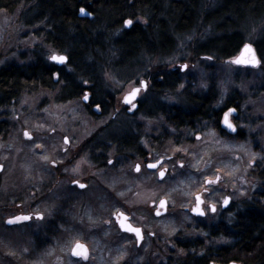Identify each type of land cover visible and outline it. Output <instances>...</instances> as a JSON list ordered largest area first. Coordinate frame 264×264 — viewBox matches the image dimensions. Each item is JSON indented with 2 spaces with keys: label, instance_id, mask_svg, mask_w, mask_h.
Segmentation results:
<instances>
[{
  "label": "rangeland",
  "instance_id": "1",
  "mask_svg": "<svg viewBox=\"0 0 264 264\" xmlns=\"http://www.w3.org/2000/svg\"><path fill=\"white\" fill-rule=\"evenodd\" d=\"M208 1L210 8L205 3L206 9L216 6L214 4L217 0ZM29 11L28 7L22 5L12 13L0 10V67L7 64L28 65L34 62L36 56L48 60L51 55L58 53L44 42L43 34L39 36L35 34L38 29L36 25L28 26L27 22L25 23L24 17L31 15L28 13ZM197 27L190 33L178 37L175 48L168 56L141 57L135 63L136 65L127 71L114 67V60L92 59L91 62L94 65L90 68L98 74L96 86L111 92L112 105L109 106L110 109H106V114L99 118L88 117L86 119L81 115L84 106L81 98L57 103L55 96L53 98L45 91L29 92L19 99V106L10 110L5 108V111L12 112L13 120L15 115L18 116L16 119L19 127L25 125L29 132L34 134V138L26 142L20 138V131L14 130L9 148L12 146L13 154L16 153L15 146H19L18 149L23 153L13 154V157L10 149L5 152L12 171H20L22 175L25 173L24 176H28L27 183L30 181V189L32 188L31 191L23 193V197L13 198L12 209H17L19 203L22 207H32V211L40 213L43 218L39 222L36 221L37 223L33 226L30 224L12 229L1 227L0 264H158L164 259V256L169 258L170 264H174L180 252L178 249L172 248V242L166 247L165 255L160 253L154 256L137 250L119 252V249L109 242L114 240L110 237L107 240L108 230L104 228V222L107 219L108 211L106 197L111 196L109 191L115 193L112 194V198L117 196L116 192L126 194L136 191L142 206L152 197L166 193L165 196L169 198L172 205L171 217L159 222L158 225L168 223L172 227L173 239L178 238L176 234H179V237L183 239H188L196 237L198 233L192 231L194 229L187 228L188 224H192V219L181 208L188 206L190 199L193 200L194 194L199 192L203 176L220 173L222 177L220 186L223 189L230 188L236 205L241 200L248 199L251 193L259 188L253 171L264 168V66L261 64L256 68L236 67L231 64L230 60H222L216 54L212 55L211 59L195 58L192 48L214 37L210 27L201 29ZM263 33L264 18L247 21L243 37L248 43H253L255 40H259ZM86 64L90 65V62ZM180 65H187L185 71H179ZM167 69L175 70V77L181 84L173 96H167V99H164L166 105L179 102L181 90L187 83L192 84L193 91L199 92H205L209 85H212L218 91V106L230 96L236 94L240 97L242 103L236 125L240 129L242 137L222 136L210 124L202 128L200 134L183 135L180 144L177 146L173 144L171 151L168 150L169 153L180 155L182 158L180 161L184 163L181 172L172 174V186L169 189L164 186H152L151 176L145 175L135 177L138 185H141L136 186V189L132 187L118 189L115 185L111 186L113 184L112 177L108 169L104 167L97 168L98 171L91 173L92 178L86 173L85 178L89 183L91 182V189L86 191V195L81 192L69 195V190H66L67 183H64L63 197L65 196V198L59 200L58 190L53 187L55 171L47 164L50 161L57 162L58 159L51 155L47 160L45 156L40 155L44 157L43 161V157L39 158L35 152L37 147L35 134L39 113L40 123L49 129H59L64 132L67 128L63 129V126L72 125L77 130L76 138H100L106 129L117 130L121 115L112 119L113 108L120 105L122 95L136 82L139 83L148 76L152 77V75H148L149 73L154 75L158 71ZM149 90L154 95V91H151V88ZM151 95L149 93L145 96L143 100L145 107L150 106ZM157 99L162 102V99ZM136 122L147 126V129L143 128L145 134L151 132L158 134L160 126L166 127L164 119L161 118L146 121L138 118ZM103 124H108V126L102 129ZM170 134L177 133L171 131ZM185 140L188 141L185 142ZM20 142L23 144L20 145ZM257 163L259 164L258 168L255 167ZM135 178L132 179L130 175L129 180ZM16 184L14 178L11 187L16 189ZM212 193L218 194L217 191ZM82 203L85 204V207ZM4 205H6L5 202L0 200V208H4ZM80 209H84L83 213L85 214L83 218L77 220L76 217L80 213ZM11 213L12 210H0V215L4 217ZM211 220L206 219L205 226L211 224L213 221ZM57 230L58 234H55ZM28 239L30 253L25 251L24 246V242ZM76 242L87 247L89 253L87 260L82 261L80 258L71 256V249ZM103 242L106 243V247ZM179 256L181 255L179 254Z\"/></svg>",
  "mask_w": 264,
  "mask_h": 264
},
{
  "label": "trees",
  "instance_id": "2",
  "mask_svg": "<svg viewBox=\"0 0 264 264\" xmlns=\"http://www.w3.org/2000/svg\"><path fill=\"white\" fill-rule=\"evenodd\" d=\"M205 3L210 8L208 0H0V10L8 13L20 5L30 9L32 17H24L25 23L36 25L35 34H43L51 49L67 57L68 69L41 58L10 70L4 67L0 69V91L4 92L0 100L7 103L25 91L48 89L60 90L56 102L75 100L85 89V81H98L97 72L90 68L94 65L92 59L114 60V67L127 71L141 57L168 56L176 39L197 25L199 29L210 27L214 37L193 47L194 57L209 59L216 54L231 61L248 43L243 37L247 21L264 18V0H217L211 9H206ZM79 8H85L93 18H79ZM125 20L133 21L129 28ZM249 44L264 66V33ZM148 75H152L155 97L150 105L180 109L168 120L174 129L199 133L211 117L210 108L218 102L217 89L211 87L203 93L193 91L192 84L187 83L179 102L166 105L164 99L173 96L181 82L174 72L170 75L166 70ZM99 100L103 102L105 98ZM253 172L259 188L236 205L231 222L223 218L219 233L203 228V241L179 245L178 250L187 252L179 264H264V168Z\"/></svg>",
  "mask_w": 264,
  "mask_h": 264
},
{
  "label": "flooded vegetation",
  "instance_id": "3",
  "mask_svg": "<svg viewBox=\"0 0 264 264\" xmlns=\"http://www.w3.org/2000/svg\"><path fill=\"white\" fill-rule=\"evenodd\" d=\"M38 60H40V58L36 56L34 62H37ZM47 61L57 67L65 68L66 63L58 66L51 62L50 58ZM13 66L15 65L7 64L0 67V69L7 67V69L10 70L11 68L13 69ZM65 70L68 69L65 68ZM173 71V69H170L171 73ZM141 81H144L146 89H141L138 93L137 100L133 102L134 104H137V107L132 109L130 105L126 106L122 102L123 96L130 92L133 87H140V84L136 82L122 95L120 105H116V107L113 108L114 114L112 119L114 117L116 118L117 116L120 117L121 115V120L118 124L117 130L109 129V131L106 129L107 131L105 130V132L102 134V137L100 138H76L75 132L77 130L72 125H69V127L63 126V129L67 128V130L64 132L62 131L63 133L59 129H49V127L44 126L43 123H40L39 113V122H37L35 134L37 138V145H39V147L35 148V152L38 154L39 158L45 156L48 160L51 155H54L58 159L57 162L50 161L49 163L47 162V164L55 171V182L53 187L57 188L58 190L59 200L60 198H65V196L63 197L65 192L64 183H67L66 190H69V195H74L79 192L86 195V191L91 189V182L89 183V181H87L85 178L87 175L86 173H88L92 178L91 173L93 174L94 171H98L97 168L101 169L104 167L108 169L112 177L113 184H111V186L115 185V187L118 189H121L120 187H132L136 189V186H141L140 184L138 185L137 179L135 178L139 175L151 176L152 186H164L167 189L172 186V174L174 172H181L182 168L184 167V163L180 161V159H182L180 158V155L169 153V151H171V145H179L181 142V137L183 135H188V132L175 130L174 126L168 121L170 119L171 113H177L180 109L176 110L152 105L148 107L144 106L143 100L145 96H147L149 93L152 94L150 104L155 101V97L149 90L153 85L151 77L148 76L145 80ZM86 82L87 83H83L85 89L78 97L81 98V101L84 105L82 108L83 113L81 115H83L86 119L88 117H93L96 119L99 118V116L106 114V109H110L109 106L112 105L110 100L111 92L107 91L106 88V91H104L97 87V81L92 82L89 80ZM211 87L213 86L209 85L208 88ZM96 88H98V90H96ZM27 93L29 92L25 91L16 97V99L10 100L7 103H3V101L0 100V200H3L6 204L4 205V208H0V210H12V213L6 217L0 215V230H2L1 227L12 229L15 227L29 226L30 224L33 226V224L35 225L37 223L36 221L39 222L43 218L40 213H34L32 211V207H22L19 203L17 204V209H12L13 198H18L19 196L23 197V193L31 191L32 188L30 189V181L27 183L28 176H24L25 173L22 175L20 171H12L10 164L7 162L5 152L10 149L9 151L12 154V146L11 148L9 147L10 141L12 139V132L14 130H17L18 132L20 131V138L26 142L31 141L32 138H34V134H31L27 129L28 127L25 125H20L21 127H19V123L16 119L18 116L15 115V119L13 120L12 117L14 118V116H12V112L10 111L9 113L8 111H5V108L10 110L15 106H19V99H21L24 95H27ZM45 93L49 96H53V98L54 96L55 98H58L61 92L60 90L48 89L45 91ZM85 93L88 94V100L86 102L83 99ZM3 96L4 92L0 91V98H3ZM100 96L105 98L103 102L99 100V98H101ZM214 98L216 99V96ZM232 98L236 99V101H233ZM241 103L242 101L240 97H238L236 94L230 96L219 106L216 103L215 107L213 106V108H210L209 114H211V117L208 122L202 124V128H204L207 124H210L212 128H219V134L222 136L241 138L242 133L236 125L240 114L238 112L241 109ZM97 105H99V107H97ZM229 108L235 109V111L229 115L230 121L237 130L235 135L227 134L220 127L221 117L225 112L228 111ZM138 118L143 121L161 118L164 119L166 127L160 126V133L158 134H153V132L145 134L146 132H144V129H147V126L137 123L136 121ZM107 126L108 124H103L101 128L105 129ZM171 131H174L177 134H170ZM25 132L29 134L30 138L25 137ZM186 141L188 140H185V142ZM19 144L22 145L23 143L20 142ZM18 148L19 146H15L16 153H13L14 155L20 152ZM44 160L45 159L43 157V161ZM109 161H112V163H109ZM156 161H160V164L157 165V168L150 169L147 167L148 163H155ZM137 164L140 165L139 171L136 170ZM160 171L165 172L163 178L159 177ZM130 175L132 176V179H135L129 180ZM14 178L17 182L16 189L11 187ZM206 179L216 180V183L210 185L205 184L204 182ZM202 180H200L202 182V187L199 189V192L194 194L193 200L190 199L188 206H183L181 208L185 214H188L191 217L192 224H188L187 228L194 229L192 231H196L198 233L196 237L183 239L182 237H179V234H176L178 238L173 239L171 234L172 227L168 223L158 225L160 224L159 222L167 220L171 217L170 210L172 205L169 198L165 196L166 193L158 197H152V199H149L148 202L142 206L139 202V199L137 198L138 194L135 193L136 191L126 194L123 192H116L117 196L112 198V194L115 193L108 190L111 196L106 197L108 211L107 219L104 222V228L108 230L107 240H109V237L110 239L114 240L113 242H109L113 243V245L119 249V252L122 253L137 250L139 252L149 253L151 255L157 256V254L160 253L165 255V253H167L166 247L171 242L172 248L178 249L179 245L189 241H203L204 236L200 234V230L203 228H206L208 231L213 229L219 233V225L223 218H229V221L231 222V219L235 217L236 200H234L233 195L230 193L229 187H224L225 189H223V187L220 186L222 184V177L220 173L206 174L203 176ZM73 181H76L77 183H73ZM201 182L199 183L200 186ZM26 183L28 184L27 187L25 186ZM81 184L84 185L83 188L79 186ZM21 185H24L25 187H22ZM219 186L222 190L221 193ZM205 189H207V191H205ZM214 191H217L218 194L216 195V193H212ZM196 194H200L201 199L203 200L201 207L205 212L204 216H195L191 214V209L195 205ZM226 197L228 198L229 203L223 207L222 204ZM161 200L166 202L165 206L162 208L158 207V204ZM209 204H214L216 206L215 212L210 210L208 207ZM83 206L85 207V204H83ZM83 211L84 209H80V213H78V216L76 217L77 220L83 218L85 214ZM157 211L160 212V215H156ZM121 214H123L122 216H124L126 223L141 230V238L139 241L136 234L127 231L126 227L124 229H120L118 227L117 221L120 219ZM17 216H28L29 219L27 221H21L12 225H8L6 223L8 220L16 218ZM206 219H212L213 221L211 220L212 223L208 226H205L204 221ZM55 234H58V230L55 231ZM9 238L11 240V234ZM103 244L104 247H106V243L103 242ZM24 246L26 248L25 251L30 253L31 250L29 248V239L24 242ZM179 252L181 256L178 254V259L174 261V264H179L181 262L182 256L184 257L187 255V252L183 253L180 250ZM158 264H170V260L164 256V259Z\"/></svg>",
  "mask_w": 264,
  "mask_h": 264
},
{
  "label": "snow or ice",
  "instance_id": "4",
  "mask_svg": "<svg viewBox=\"0 0 264 264\" xmlns=\"http://www.w3.org/2000/svg\"><path fill=\"white\" fill-rule=\"evenodd\" d=\"M80 12H81L82 15H90L91 14V13H87L86 10H85V8H81L80 9ZM132 23H133L132 20H125L124 21V25L126 27L127 26H130ZM245 50L248 51V52H251L252 51V49L250 48L249 45H245ZM50 59L52 61H55V62H58V63L63 64L65 62V60H66V57L63 56V55L53 54V55L50 56ZM209 59H211V58L209 57ZM233 63H236V64H241V63H243V64H252L254 66L255 64L258 63V61L256 60L255 56L253 55V57H252L251 60H248V59H243V60L237 59V60H234ZM186 68H187V65H180L179 71L180 72H183V71H185ZM85 83H87V82L85 81ZM139 84H140V87H133L130 90V92H128L125 95V97H124L125 103L132 104V107L133 108H135L136 105L134 103H132V101L135 100L136 96L138 95V93L140 91V88L146 87L144 81H140ZM83 99L85 101L88 100V94L87 93H85ZM97 107H99V105H97ZM234 111H235V109L229 108L228 111L224 113V118H223V124H224V126L227 127L228 129L232 130V131H235V127L230 122L229 115L232 112H234ZM25 136L27 137V136H29V134L27 132H25ZM197 138L199 139V137H197ZM37 147H39V145H37ZM45 159H46V157H45ZM109 163H112V161H109ZM158 164H160V161H156L155 163H148L147 164V167L150 168V169H155V168H157V165ZM136 170L137 171L140 170V165L139 164L136 165ZM159 175H160L161 178H163L164 175H165V172L164 171H160L159 172ZM73 183H77V182L76 181H73ZM204 183L210 185V184L216 183V180H208V179H206ZM79 186L81 188L84 187L83 184H81ZM205 191H207V189H205ZM165 203L166 202L164 200H161L160 201V207L161 208L164 207L165 206ZM228 203H229V200L226 197L224 199V204L227 205ZM202 204H203V200L201 199V196L199 194H197L195 196V206L191 209L192 212L195 213V214H198L200 216H204L205 215V212H204V210L201 207ZM208 207L210 208L211 211H213V212L216 211V206L214 204H209ZM121 215H123V214H121ZM156 215H160V212L157 211ZM38 218H39V216H38ZM16 219L17 220H19V219H25L26 220V219H29V217H17ZM12 222H13L12 220H9L8 221V223H12ZM121 227H125V226L122 224ZM126 230L129 231V232L135 233L136 236H137V239L139 241V239L141 238V230L139 228H135V227H133L131 225H128L126 227ZM71 253H72V256L79 257V258H81L83 260H87L88 257H89V253H88L87 247L85 245L79 243V242H76V244L72 247Z\"/></svg>",
  "mask_w": 264,
  "mask_h": 264
},
{
  "label": "water",
  "instance_id": "5",
  "mask_svg": "<svg viewBox=\"0 0 264 264\" xmlns=\"http://www.w3.org/2000/svg\"><path fill=\"white\" fill-rule=\"evenodd\" d=\"M80 9L81 8H79L78 9V17L79 18H86V19H89V20H91L92 18H93V16H92V14H90V15H82L81 14V12H80ZM86 10V9H85ZM86 12L87 13H90V12H88L87 10H86ZM126 27V26H125ZM130 26H127L126 28H129ZM245 45H249L250 46V48L252 49V51L251 52H248V51H246L245 50ZM56 55H63V56H65L64 54H56ZM253 55L255 56V58H256V60L258 61V63L257 64H255L254 66L252 65V64H243V63H241V64H236V63H233V61L234 60H237V59H241V60H243V59H248V60H251L252 59V57H253ZM66 57V56H65ZM50 61L51 62H53V63H55L56 65H58V66H61V65H63V64H65L66 63V61H67V57H66V60H65V62L63 63V64H61V63H58V62H55V61H52L51 59H50ZM231 64L232 65H234V66H236V67H247V68H256V67H258L259 65H260V61H259V58H258V55H257V53H256V51H255V49H254V47L251 45V44H249V43H245V44H243V46L240 48V50H239V52H238V54L231 60ZM145 90L146 89V87H143V88H140V90ZM127 94V93H126ZM125 94V95H126ZM125 95L123 96V98H122V102H123V104L124 105H130L131 106V108L132 109H135L136 107H137V104L135 103V108H133L132 107V104H129V103H125V101H124V97H125ZM137 98H138V95L136 96V98H135V100H133L132 101V103L133 102H135L136 100H137ZM85 101V100H84ZM86 102V101H85ZM223 118H224V114L222 115V117H221V121H220V127H221V129L223 130V131H225L227 134H229V135H235L236 134V132H237V130H236V127H235V131H232V130H230V129H228L227 127H225L224 126V124H223ZM229 120H230V116H229ZM231 122V121H230ZM232 123V122H231ZM233 124V123H232ZM26 137V136H25ZM30 136H27L26 138H29ZM160 177V176H159ZM197 195V194H196ZM195 195V196H196ZM200 195V194H199ZM223 207H225L226 205L224 204V202H223ZM195 206V205H194ZM193 206V207H194ZM158 207H160V202H159V204H158ZM192 207V208H193ZM191 214H193V215H195V216H200V215H198V214H195V213H193L192 212V210H191ZM121 217H120V219L117 221V225H118V227L120 228V229H124L125 227H127L129 224L128 223H126L125 222V218H124V216H122V215H120ZM17 217H28V216H17ZM16 217V218H17ZM40 217H41V215H40ZM16 218H13V219H10V220H12L13 222L12 223H8V221L6 222L8 225H12V224H17V223H19V222H21V221H27L28 219H19V220H17ZM124 225L125 227H121V225ZM71 253V252H70ZM71 256H72V253H71ZM72 257H74V256H72ZM75 258H79V257H75ZM81 259V258H80ZM82 261H85V260H83L82 259ZM227 264H241V263H238V262H230V263H227Z\"/></svg>",
  "mask_w": 264,
  "mask_h": 264
},
{
  "label": "bare ground",
  "instance_id": "6",
  "mask_svg": "<svg viewBox=\"0 0 264 264\" xmlns=\"http://www.w3.org/2000/svg\"><path fill=\"white\" fill-rule=\"evenodd\" d=\"M166 71H167V72H169V73H170V75H171L170 69H167ZM173 72L175 73V70H174Z\"/></svg>",
  "mask_w": 264,
  "mask_h": 264
}]
</instances>
